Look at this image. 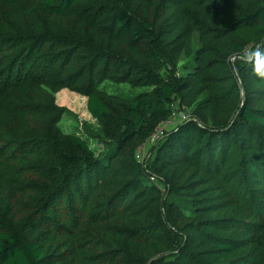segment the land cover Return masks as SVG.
Returning <instances> with one entry per match:
<instances>
[{
    "label": "trees",
    "instance_id": "16d2710c",
    "mask_svg": "<svg viewBox=\"0 0 264 264\" xmlns=\"http://www.w3.org/2000/svg\"><path fill=\"white\" fill-rule=\"evenodd\" d=\"M256 50L264 0H0V264H264Z\"/></svg>",
    "mask_w": 264,
    "mask_h": 264
},
{
    "label": "rangeland",
    "instance_id": "374dc122",
    "mask_svg": "<svg viewBox=\"0 0 264 264\" xmlns=\"http://www.w3.org/2000/svg\"><path fill=\"white\" fill-rule=\"evenodd\" d=\"M107 90L110 93H119L124 95H135L145 89L143 88H132L129 84H113L108 83L106 85ZM57 103L59 105L65 106L71 109L75 116L65 114L62 118L61 125L68 132L78 131L79 133H88L87 127L92 130L96 129V120L91 117L87 110V97L70 90L69 88H64L57 93ZM90 143L93 148L100 150L102 144L97 139H90Z\"/></svg>",
    "mask_w": 264,
    "mask_h": 264
},
{
    "label": "built area",
    "instance_id": "2783aa9c",
    "mask_svg": "<svg viewBox=\"0 0 264 264\" xmlns=\"http://www.w3.org/2000/svg\"><path fill=\"white\" fill-rule=\"evenodd\" d=\"M188 118V114L186 112H182V111H177L175 110L171 117H169L168 119L162 121L153 131V133L151 134V136L148 138V144H153L156 143L158 141V139L162 138L166 132L173 128L177 123L185 120ZM145 146L140 149L139 153H138V157L139 158H143V156L141 154H143V150H144Z\"/></svg>",
    "mask_w": 264,
    "mask_h": 264
},
{
    "label": "clouds",
    "instance_id": "9594fccd",
    "mask_svg": "<svg viewBox=\"0 0 264 264\" xmlns=\"http://www.w3.org/2000/svg\"><path fill=\"white\" fill-rule=\"evenodd\" d=\"M253 57L255 58L254 72L258 77L264 79V51H254L249 59L251 60Z\"/></svg>",
    "mask_w": 264,
    "mask_h": 264
}]
</instances>
